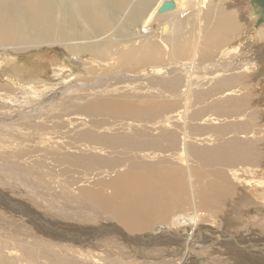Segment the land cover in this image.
Listing matches in <instances>:
<instances>
[{"label": "bare ground", "instance_id": "bare-ground-1", "mask_svg": "<svg viewBox=\"0 0 264 264\" xmlns=\"http://www.w3.org/2000/svg\"><path fill=\"white\" fill-rule=\"evenodd\" d=\"M165 1L166 0H162L161 4L158 5L153 12H150L144 20H142L145 11L151 5L150 0H0V66L1 69H4V70L0 69V111H11L16 106L18 108H23L21 109V112L28 116L26 119L29 120V117H35V119L33 118V121H31L30 123L33 124V122L35 121L40 125V121L42 122V120L38 118V116L41 115L37 109L38 107L42 108V102H44L45 104L48 101L47 98L50 96L49 89L51 88L52 91L58 90L59 88H62L66 83L61 81L56 85H52L51 87L48 86L42 80H36L37 78L36 79L25 78L24 80V78L20 76L18 71L8 70L6 67L3 68V64L5 60L4 55L9 53L10 51L21 52L42 46L57 45L60 48L61 52L66 57L64 59L65 60H67V58L68 60L70 59L74 65L75 63L80 64L81 63L80 60L84 58L85 54H91L90 57L95 56V58L98 59L102 58V60H104L103 59L104 56L102 55L104 54L105 51L107 52V48H105V50H99V47L97 46V42H99L100 40L99 38L102 35V33L104 34L109 33L112 27L115 28V30L118 32L114 33L115 37H111L110 39H113V42L115 40H120V42L115 43V45L119 44L120 46L124 42L120 37V35L121 36L127 35V31H126L127 27L128 26L136 27V28L138 27L139 29L137 28L138 29L137 31H143L141 28L142 26L140 24L141 20L143 22L144 27L151 25L155 11L158 15H166L170 13L173 14V12H180V15L183 14L184 11H182V5L186 0H174V2L176 3V7L173 10L160 12L159 8L164 4L163 2ZM197 3L199 4L195 5V6L198 5L197 6L198 11L196 16L199 17L201 20H205L206 23L209 22L210 20L209 23L210 27H209V31L207 32H203L199 28V31L197 32L198 35L196 40L187 41L186 38H184L185 37L183 36L185 29L184 19L186 17L183 20H181L179 14H175L172 24L168 22H164L163 24L160 25L162 34L166 35L168 38L172 34V36L169 38L172 44L171 56L175 58L187 57L189 52L194 51V53H192L193 61H197L200 59L199 55H201L202 58L204 57L206 58V56H209L214 51L213 49L215 48V44L217 42H218L217 45L218 47L220 48L224 47V49L227 47L226 51L241 50V52L245 53V44L248 42L247 47L249 48L247 49L249 52H247L245 54V57L243 58V59L246 58L245 62L242 60L240 62H235L233 64H228V65H219L218 63L210 62V64L214 63L216 67L218 65L221 67L220 70H218V67L217 69L214 68L216 72L213 71L215 72V74L212 76L213 78L220 76L218 78V80L219 79L220 80L216 83L215 87L211 86L212 88H210L207 91L209 92L212 91V93L213 92L226 93L227 95L235 94L236 90L234 89V87L236 85L243 83L242 81L245 80L243 79L245 76L225 77L227 75L226 72L228 71V69H232V68L235 69L243 68L247 65V63L248 64L252 63L253 66H256L255 76L257 78L262 76L264 82V21L262 22L259 21L258 11L256 7L252 4V2L248 0V6H249L248 18L251 20V22L254 19H258V22L254 21L256 25L254 26L252 25L251 27H249V29H247L244 32V34L243 32L242 34L239 35L235 34L234 35L235 39L233 43H228V44L225 43V41H227L228 38L227 37L228 30L232 29L231 30L232 32L238 30V27H240L241 25L240 24L241 20L238 21V19L234 14L233 15L229 14L226 17H221L222 13L219 15L220 16L219 18H217L216 16L215 20H213L211 11H209V13H203L202 8L204 9L205 6L203 0H198ZM224 5L226 4H222V6ZM187 8L189 7L187 6ZM227 8L229 9V7ZM232 9L234 10L236 9V7L232 6ZM195 21L197 22L196 19ZM254 27L255 29H253ZM151 28L152 27H150L149 29ZM152 31L148 32L147 34L143 33L142 35L147 36L149 33H152ZM248 32L250 33L254 32V33L249 34ZM245 34L247 38L245 37ZM255 34L259 37L261 36L262 39V45L259 48L260 50L259 52L256 51L255 47H253L252 42L248 40L246 41V39L255 40L254 37ZM118 36L119 38H117ZM199 39H200V43H199ZM146 41L148 40L146 39ZM103 44H105V42L102 43V47ZM144 45H145L143 46L144 50L142 51L141 49V52L139 53L140 57L144 56L146 58H149V60L150 58L156 59L157 56L160 57V55L158 54L159 51L157 45L154 48H152L150 42L146 44L144 43ZM96 46L98 47V49H96ZM127 47L129 48V46ZM120 49L122 48L120 47ZM224 49H222L221 51H223ZM138 51L139 50H136L135 48L128 50L126 48L123 51L120 50L119 57L129 62V59L132 60L133 58L134 59L136 58L135 54ZM106 57L110 58V56L109 55L107 56V54ZM116 57H118V55ZM115 59H118L119 61V58H115ZM102 60L100 59V62ZM132 61L133 63L135 62L134 60ZM86 63H88V61ZM90 64L91 63L89 61V64L87 65L90 66ZM243 64H245V66ZM257 64L262 65L263 68L261 66L257 67ZM95 66L97 67L96 64ZM188 66L190 65L189 64L178 65V67L175 65V69L179 68L181 69V71L185 72ZM84 68H87V66H84ZM89 68H87V70L85 69L87 72L84 69L83 70L86 73H88ZM194 69L195 68H193L192 70ZM84 71L81 72L84 73ZM171 71L174 70H170V72ZM92 72L94 71H91V74ZM189 72L190 71L187 70V73ZM75 73L77 72L75 71ZM179 73H177L176 75L177 77L175 78V82L173 84L167 82H162V83H165V85L169 88H175L176 83L177 85H181L182 74L180 75ZM91 74L89 75L91 76ZM16 75L18 76V78L22 80L23 83L17 87H13L12 85H10V82L14 80V77H16ZM188 75H186L188 77L186 88L189 90V88L193 83L194 72H190ZM85 76H87V74ZM81 78L83 80L85 79L84 77ZM95 80L93 79L92 82L95 83L94 82ZM108 80H110V78H108ZM96 82L97 84L100 83L99 81ZM76 87L78 86L70 85L69 88L67 87L69 89V90L67 89L68 93L66 91L65 94L68 96L69 92ZM95 87L96 86H94V88ZM99 88L97 90H99ZM259 89L261 90L262 96L260 98H262V103L264 107V84H262V82H260ZM182 90L184 89L182 88ZM212 93L209 96H207L206 94H199V95H201L200 96L201 99H207L211 97ZM127 94L128 93H126V96ZM51 95L53 98L51 99L50 102H54L55 100L54 97L56 96H54L53 92H51ZM114 96L115 94L113 95V97ZM78 97L82 98V96L80 97V94ZM105 97L109 98L107 96ZM115 97H118V95H116ZM123 97H125V95ZM95 98L96 96L94 97V99ZM106 98L105 99L101 98L102 100H98L90 104L88 101H85L86 103H84L83 100L81 101H83V103L86 105L87 103L89 104L87 106V109L93 110L95 113L96 110L102 111L101 113L108 112L110 113L112 118H114L113 115L116 118L120 117V115L121 117H123L122 114L126 115L125 118L123 117L124 119L128 118L127 115L129 117L133 116L134 118V116L135 117L137 116V118H139L140 116L138 117V115L141 114V117H144L143 114H146L143 112L147 108L145 109L139 108L140 110H138L136 108L137 105L132 100L131 101L124 100V98L122 99L121 97L117 99H112V98L106 99ZM128 98H130V96L126 97V99ZM248 98L249 95H246L245 97L242 98L244 100V103H246ZM230 101H231V105H233L232 103L235 102V100H230ZM57 102L60 101H58L57 99ZM163 104L160 105L158 104L155 107H150L148 111L150 110L151 112L153 110L158 111L159 108L164 107ZM70 105L69 108L71 109L73 105L72 106ZM45 106L46 105H44V107ZM73 107L75 109V106ZM68 111L70 112V110ZM218 111H220V109ZM58 112L62 113L59 110ZM51 113L53 112L51 111ZM42 114H44V112ZM99 114L100 112H98L97 115ZM49 115L50 117H52L51 114ZM82 115L84 114H81V116ZM48 117L49 116H47L46 119ZM61 117H63L62 114ZM102 118L103 116L101 117V119ZM37 119H39L40 121L38 122ZM103 119L106 118L104 117ZM147 119L148 118H146V120ZM52 120H53L52 118L51 120H48L47 124H49L50 123L49 121ZM2 121L3 122L1 124H5L7 127L15 126L13 125V123L16 124V122H13L12 119L2 120ZM57 121H61V120H57ZM109 121L111 122V120ZM27 122L29 121L26 120V123ZM37 123L34 124L37 125ZM51 124L57 126L58 123L54 124L51 122ZM65 124L67 123H64V126ZM113 124L111 125V127L116 125ZM119 125L120 124H118V126ZM41 126H45V125H43L42 123ZM30 127H32V125ZM91 127L92 129H94L93 128L94 126ZM71 128L73 129V127ZM83 128L84 127H82V129ZM111 130H113V128ZM37 131L38 132L35 131L34 132L40 133L38 129ZM46 131L47 130H45L44 133H46ZM49 132L47 133L49 134ZM55 132L52 133L56 134ZM132 134L131 136L129 134L128 136L123 135V136H114V137L110 136L105 138H98V137L90 138L91 141H93V143L100 144V146L103 147L102 148L103 151L109 148L110 150H108V152H110V154L109 153L107 154V152H105L103 155L101 153H98V151H95L98 149V147L93 145V148L96 149L94 150L91 148L92 150L88 151L86 154H77V155L70 154L65 158L61 156L63 158L61 160H60L61 157L58 159L60 160L61 163L66 160L69 161L71 160L75 165L83 166L86 169L89 168L88 170L90 171L97 170L96 173H94V175H98L99 173H106L110 169L116 171L117 174L114 178H110L106 180H98L97 182H95V184L82 188L81 194L78 196L70 197V195H66L63 193L61 197L64 200L65 199H68L69 201L73 200L76 203V205L78 203L77 206L78 208L80 206L81 209L72 208L71 210L69 209L70 210L69 212H66L67 210L66 207H62V209L55 208L54 210L56 211L54 212L55 215L53 214L52 216L49 213L48 216H50L51 218L53 217L56 218L57 220L54 219L55 222L57 221L61 224L58 223L57 225L56 223H52L54 227L52 228L53 230L50 228H41L40 225L36 226L41 223L39 222L41 218L42 220L45 218L44 219L45 222L46 220L47 221H51V220L47 219V217L43 216L42 214H39L38 210L34 209L32 206H29V209L27 210L26 208H24L27 211V214H25V216L27 215L28 217H25L20 213L18 214V216H16V214H14L13 216V212H11L12 213L11 215L10 213L6 214L2 212L1 214L4 217L0 218V234L4 236L7 235L6 237L15 240H20V239L24 240L26 243H22L20 241L16 242V244L21 246L22 248V252L19 255V257L13 254H9L8 252H6L5 248L2 245H0V264H17V261L19 259H25L29 264H32V262L34 264H38V263L39 264H81L77 261H74L73 259L72 260L69 259L67 256L64 255L59 257L55 251L51 249H47L45 246L47 247L50 246V243L52 244L63 243L66 244L67 246H72V244L82 246L81 244L75 243V240L88 241L89 238H91L90 244H92L94 247H97L99 249L102 248L103 250L106 251L107 255H112L111 248L116 247L119 250L120 257H122L123 259H128L125 261L128 262L127 264H133L135 263L134 262L135 260H138L140 264H166V262L163 261L165 258L173 259L177 264H180V262L178 263L177 261L179 260L180 257H182V253H183L182 251L186 249V246L183 245V243L186 242L188 236L195 238L202 236L208 241H216L217 243L220 242L219 239L220 237L223 236L222 235L223 233L222 234L219 233L220 230H218V227L214 228L215 225L220 223L219 219L217 220L216 218V215H219L217 212H220L223 215H227V213L229 212L228 218H230V222L234 220L238 222L239 225L243 228H247L249 227L250 224H252V226L254 225L256 228H259V232L262 233V235H264V212H263L264 185L257 186L255 184H249L245 188L244 184L241 183L239 179L237 178L233 179L231 176L227 175L226 166L229 167L231 163H234V161H240V162L247 161L248 157L246 156L245 152H240L236 146L230 144L229 146H225L224 148H222V150L218 152L219 155L217 154V147H216L213 150V153L207 156L202 154V152H205V148L199 149L197 147H194V149L192 148L191 150L190 149L188 150L187 148L189 145H188V140L186 139L187 137L184 139L183 138L180 139L178 134H170V132L169 134L167 133L160 134V136L158 137L156 136L157 138H154L155 140L151 138L149 139L136 138L134 137L135 135L133 136ZM31 135L33 137V133ZM61 135L62 136L60 137L63 138V134ZM45 140L47 141L48 139ZM48 141L50 142V140ZM165 142H167L170 147L172 146L173 150L176 153L178 152L179 159L182 158L183 156H186V154L189 155V151H190L192 156L195 155L193 159H198V161H200L201 170L199 169V167L196 168V166L193 171H191V167L190 170L189 168L188 170H186L185 165L186 166L190 165L189 159H187L186 157H185L186 158L185 163L184 162L175 163L173 161L175 159L170 160L169 155L162 154V156L159 157L157 161H153L152 155H154L157 151L168 150L167 147L168 145L164 146ZM78 144H79L78 146H80V144L82 143H78ZM55 145L56 147H58L59 143L55 144L54 141L52 142V144L45 146L42 145L39 146L38 148L40 150L48 149L49 150L48 152H50V150ZM83 145L84 144H82L81 146ZM82 152L84 153V151ZM148 152L150 153V155L147 154ZM170 152H172V148ZM58 156L59 155H57V157ZM9 165L10 167H12L14 171L18 167L11 164ZM215 166L216 168H213L212 170H210V172L202 170V168L205 169L208 168L207 170L209 171L210 168ZM232 172H235V169H232ZM208 175L211 177L210 179L206 178L208 177ZM195 181L199 182L201 185L199 190L195 187L194 184ZM237 182H239L240 184H238ZM34 187L35 185L33 186V188ZM244 188H245L244 191L245 195L242 198V200H239L241 198L240 195L243 192ZM33 190L35 191L36 189ZM0 197L3 198L5 196H1L0 193ZM3 199H0V201L2 200L1 202L3 203L5 202V204L7 205L6 202L8 200L6 199L3 200ZM221 205H225V208H223ZM184 206H186L187 209L185 208V210L183 211L182 208ZM249 206L255 207L258 210V213L250 214V216L246 218L242 217L241 210ZM69 207H71L70 204ZM8 209L10 211V208H7V211ZM3 210L5 209L3 208ZM0 211H2V209H0ZM206 211H210L212 213L210 214V216L213 218L211 219L212 221L210 222L209 225L208 223L206 225L205 224L202 225L199 222L204 220V215H208L207 213H205ZM85 212L87 218L90 217L92 219L101 220L102 221V223H100L101 225L96 228L95 227L91 228L90 226L89 227L85 226L86 227L85 228V227H75L72 222H68L73 220L72 218L84 217L83 215H85ZM44 213L46 214V212ZM180 214L182 215L179 216ZM190 214H192L191 215L192 218L188 219ZM104 221L105 222L109 221V222L105 223ZM110 221L111 222L115 221L116 224L111 223ZM1 225H3L4 229L2 228ZM130 232H135L136 234L140 233L138 235L141 236L137 237L138 235L137 236L134 234L132 235ZM36 240H43L50 243L43 244L39 242H33ZM38 244H40V246ZM115 244L117 246H115ZM187 256L188 255H185V257ZM201 259H203L202 260L204 262L203 264L207 263V258L202 257ZM202 261H197V264H202L201 263ZM214 264H218V262L215 261Z\"/></svg>", "mask_w": 264, "mask_h": 264}, {"label": "rangeland", "instance_id": "rangeland-1", "mask_svg": "<svg viewBox=\"0 0 264 264\" xmlns=\"http://www.w3.org/2000/svg\"><path fill=\"white\" fill-rule=\"evenodd\" d=\"M161 1L162 0H150L151 5L145 11L142 20H144L150 12L154 11L155 8L161 4ZM195 1L196 0H192V1L186 0L182 5V11L184 12L181 15L180 12H173V14L170 13L166 15H158L155 11L151 25L144 27L143 22L141 20L140 24L142 26L141 28L143 31H137L139 29L138 27L137 29L136 27L128 26L126 29L127 35L126 36L120 35V37L124 41L123 44H121L122 46L121 45L119 46V44L115 45V43L120 42V40H115L113 42V39H110L111 37H115L114 33L118 32L115 30V28L112 27L109 33L106 34L102 33L101 35L102 37L100 36L99 39L100 40L103 39V40L102 41L99 40V42H97V46L99 47V50H105V48H107V52L105 51L104 54L102 55L104 56L103 57L104 60H102V58L99 59L95 58V56L93 55H92L93 57H90L91 54H85L84 58H82L83 61L80 60L81 61L80 64L75 63L74 65L70 59L69 60L68 58L67 60L64 59L66 57L64 56V54L61 52L60 48L57 45L42 46L21 52L10 51L6 55H4L5 60H4L3 68L6 67L8 70L18 71V73L20 74L21 77L24 78V80L25 78H31V79L37 78L36 80H42L48 86L51 87L52 85H56L61 81L66 83L62 88H59L58 90L52 91L51 88L49 89L50 96L47 98L48 101L45 104L44 102H42V108L38 107L37 109L41 115L38 116V118L42 120L41 122L39 119H37L38 122L40 121V125L35 121L33 122V124H31L30 122L33 121V118L35 119V117H29V120L26 119L28 116L21 112V109L23 108H18L16 106L11 111H0V124L3 122L2 120H8V119H12L13 122H16V124L13 123V125L15 126L7 127L5 124L0 125V193L1 196H5L3 198L8 200L6 202L8 206L5 204V202L4 203L1 202L2 200L0 201V206H1L0 209H2V211H0V218L4 217L1 214L2 212L6 214L10 213V215L12 214L11 212H13V216L14 214L18 216V214L20 213L21 215L25 216V214H27L26 210L29 209V206H32L34 209L38 210L39 214H42L43 216L47 217V219L51 220V221L46 220L45 222L44 220L45 218L43 220L41 218L40 221L38 220L41 223L36 226L40 225L41 228L52 229L54 228L52 223H56L58 225L59 222L57 221L55 222V220L57 219L48 216L49 213L52 216L53 214L55 215L54 213L56 212L54 211L55 208L62 209V207H66L67 209L66 212H69L72 208L73 209L78 208L77 206L78 203L76 205V203L73 200L71 201H69L68 199L64 200L61 197L63 193L66 195H70V197L78 196L81 194L82 188L88 187L89 185H93L98 180H106V179L114 178L117 174L116 171L110 169L106 173H99L98 175H94V173H96L97 170L90 171L88 170L89 168L86 169L83 166L75 165L71 160L70 161L66 160L62 163L60 162L61 159L65 158L70 154L72 155L86 154L88 151H91L92 149L95 150L96 148H93V145L98 147V149L95 150L98 151V153H101L103 155L105 152H107V154L108 153L110 154V152H108V150H110L109 148L105 149L106 151L105 150L103 151L102 149L103 147L100 146V144L93 143V141H91L90 139L97 137L105 138L110 136L112 137L123 136V135L128 136L129 134L131 136V134L134 133L132 135L133 136L135 135L134 137L136 138H148V139L151 138L155 140L154 138H157L158 136H160V134H165V133L169 134L170 132V134H178L180 139L181 138L184 139L187 137L186 139L188 140V145H189L187 148L188 150L189 149L191 150L192 148L194 149V147H197L199 149L205 148V152H202V154L207 156L212 154L213 150L216 147H217V154L219 155L218 152L222 150V148L232 144L236 146L240 152H245L248 158L246 162L234 161V163H231L232 165L230 164L229 167L226 166L227 175L231 176L233 179L235 178L239 179L240 182L244 184L245 188L249 184H255L257 186L264 185V107L262 103V98H260L262 96L261 90L259 89L260 82H262V84H264V82L262 76L259 78L255 76L256 66H253L252 63L249 64L247 63V65L245 66L246 64L245 63L243 64L245 66L243 68L228 69V71L226 72L227 75L225 77L245 76L243 78L245 80L242 81L243 83L236 85L234 87V89L236 90L235 94L227 95L226 93H217V92L212 93V91L210 92L207 91L210 88L215 87L216 83L220 80V79L218 80L220 76H217L216 78L212 77L216 72L214 68L217 69L218 67V70H220L221 67L219 65L233 64L235 62H240L242 60L244 62L246 61L245 60L246 58L245 59L243 58L245 57V54L249 52L247 49L249 48L247 47L248 42L245 44V53L241 52V50L226 51L227 47L225 49L224 47L220 48L217 46L218 45L217 42L215 44V48L213 49L214 51L209 56H206V58L205 57L202 58V56L199 55L200 59L197 61H193L192 53H194V51L189 52L187 57L175 58L171 56L172 44L169 38L172 36V34L168 38L166 35L162 34L161 32L160 25L163 24L164 22H168L172 24L175 14H179L181 20H183L186 17L184 19L185 29L183 36H185L184 38H186L187 41L197 39V35H198L197 32L199 31V28L203 32L209 31L210 20L209 22L206 23L205 20H201L199 17L196 16L198 11L197 9L198 5L197 6L195 5L199 3H197L198 0L196 2ZM203 2L205 4L204 9L202 8L203 13H209V11H211L213 20H215L216 16L217 18H219L220 17L219 15L221 13H222L221 17H226L229 14L231 15L234 14L238 19V21L241 20L240 23L241 28L238 27V30H236L235 32H232L231 31L232 29L228 30V34H227L228 38L227 41H225L226 44L233 43L235 39L234 37L235 34L239 35L242 34V32L244 34V32L247 29H249V27H251L252 25L253 26L256 25L255 24L256 21L258 22V19H254L251 22V20L248 18L249 15L248 0H203ZM222 4H226V5L222 6ZM190 5L193 7H191ZM187 6L189 8H187ZM232 6H235L236 9L233 10ZM227 7H229V9ZM195 19L197 20V22L195 21ZM150 27L152 28L149 29ZM144 28L146 31L144 30ZM253 29H255V27ZM151 31L152 33H149L147 36L142 35L143 33L147 34L148 32ZM248 33L253 34L254 32L252 33L248 32ZM254 37L255 40L246 39V41L248 40L252 42L253 47H255L256 51L259 52L260 51L259 48L262 45V39L261 36L259 37L256 34L254 35ZM117 38H119V36ZM145 38L148 41H146ZM104 42L105 44H103L102 47V43ZM148 42L151 43L152 48L156 47L157 45L159 51L158 54L160 55V57L157 56L156 59L150 58V60L149 58H146L144 56L140 57L139 53L141 52V49L142 51L144 50L143 47L145 46L144 43L146 44ZM199 43H200V39H199ZM130 45L133 46L136 50H139L135 54L136 60L134 58L132 59L135 61L134 63L130 59L129 62H127L119 57L120 50L123 51L126 48L127 50L134 49ZM97 46L96 49H98ZM127 46H129V48ZM120 47L122 49H120ZM222 49L224 50L221 51ZM106 54L107 56L109 55L110 58L106 57ZM116 54L118 55V57H116L117 56ZM114 55L115 58H119V61L118 59L114 58ZM100 59L102 60L101 62ZM87 61L88 63H86ZM89 61L91 63L90 66L87 65L89 64ZM210 62L218 63L219 65L216 67L214 63L210 64ZM95 64L97 65V67L95 66ZM188 64L191 67L188 66V68L187 67L185 68H187V70H189L190 72H194L193 83L189 88V90L186 88V84L188 81V77L186 75H188L190 72L187 73V70L185 72L181 71V69L179 68L175 69V65L178 67V65H188ZM84 66H87V68L91 67L93 70L89 68L88 73H86L87 68H84ZM258 66H261L263 68L262 65L257 64V67ZM193 68H195L194 69L195 71L192 70ZM83 69L84 70L86 69L85 70L86 72ZM170 70H174V71L170 72ZM75 71L77 73H75ZM81 71H84V73ZM91 71H94L95 73L92 72L93 74L92 75ZM85 73L87 74V76H85L86 75ZM177 73H179L180 75L182 74L181 85H177L176 83L175 88H169L165 85V83H162V82H167L173 84L175 82V78L177 77L176 76ZM75 74L76 75L79 74V75L76 76ZM89 74H91V76ZM81 77H84L85 79L83 80ZM108 78H110V80H108ZM93 79L94 80L97 79L94 81L95 83L92 82ZM78 80L83 83H80ZM96 81H99L100 83L97 84ZM22 83H23L22 80L18 78V76L16 75V77H14V80L10 82V85H12L13 87H17ZM70 85H75L78 87L70 91L69 95L67 96L65 93ZM94 86L96 87L94 88ZM98 88L99 90H97ZM182 88L184 90H182ZM51 92H53L54 96H56L54 97L55 98L54 102H50L51 99L53 98ZM72 92L74 95L72 94ZM126 93H128L127 96ZM211 93H212L211 97L207 99H201L200 98L201 95H199V94H206L207 96H209ZM79 94L80 97L82 96V98L78 97ZM114 94L115 96L118 95V97L115 96L113 97ZM97 95H100L101 97ZM122 95L123 96L125 95V97H123ZM246 95H249V98L247 99L246 103H244V100L242 98L245 97ZM93 96L94 97L96 96V98L94 99ZM105 96L109 98H106ZM129 96L130 98L126 99V97ZM119 97L121 98L123 97L124 100L134 101V103L137 105L136 108L138 110H140L141 108L142 109L147 108L143 112L146 113L143 114L145 118L141 117V114L138 115V117L140 116L141 118L140 117L137 118V116L136 117L134 116V118L133 116H130L131 117L130 118L127 115L128 118L124 119L126 116L124 114H122L124 118L121 117V115L120 117L117 118L113 115L114 118H112L110 113L108 112L101 113L102 111L96 110L95 113L93 110L87 109V106L90 103H94L95 101L102 100L105 98L117 99ZM57 99L60 102H57ZM81 100H83L84 103H86L85 101H88L89 104L87 103L86 105ZM230 100H235V102L232 103L233 105H231ZM158 104L159 105L163 104L164 107L159 108L158 111L156 110H153L152 112L151 110L148 111L150 107H155ZM44 105L46 106L44 107ZM69 105L75 106V109L73 106L70 109ZM67 109L70 110V112ZM219 109L220 111H218ZM58 110L61 111L62 113L58 112ZM62 110H64L65 113ZM51 111L53 113H51ZM43 112L44 114H42ZM98 112H100V114L102 115L100 114L97 115ZM49 114H51L52 117H50ZM61 114L64 118L61 117ZM81 114H84L82 115L83 117L81 116ZM47 116H49L47 118L48 120H51L52 118L54 121L55 120L56 121L61 120V121L54 122L52 120L49 121L50 122L49 124H47L48 123V120L46 119ZM58 116L60 119L58 118ZM102 116L103 118L105 117L106 119H108L109 116L110 117L108 120H106L103 118L101 119ZM81 117L84 119H82ZM146 118L148 119L146 120ZM26 120L29 122L26 123ZM99 120H101L102 122ZM109 120H111V122ZM51 122L54 124L56 123L58 124L56 126L51 124ZM34 123H37V125ZM42 123L45 126H41ZM64 123L67 124H65L64 126ZM113 123L116 125H114ZM112 124L114 126L111 127ZM118 124L120 125L122 124V125L118 126ZM31 125L32 127H30ZM70 125L71 127H73V129L70 127ZM91 126H94L93 127L94 129H92ZM82 127H84L85 130L84 128L82 129ZM112 128L113 130H111ZM37 129L39 130L40 133H35L38 132ZM45 130H47L46 133H44ZM47 132H49V134ZM52 132H55L56 134ZM32 133H33V137L31 135ZM61 134H63V138L60 137L62 136ZM44 138L50 140V142L54 138L52 142L55 141V144L59 143L58 147H56L55 145L53 147L54 149L52 148L50 152H48L49 151L48 149L40 150L38 148L39 146L52 144V142L50 143L48 140L46 141ZM60 142H62L63 144L65 143L64 146ZM78 143H82L85 146L84 145L81 146L82 144L78 146L79 145ZM165 143L164 146L168 145V143L167 144ZM167 147L168 150L166 151L159 150L154 155L151 154L153 156L152 160L157 161L159 157H161L162 154H164V155H169L170 160L175 159L173 160L175 163L177 162L185 163L186 158L189 159V163L191 166L185 165L186 170H188V168L190 170L191 167V171H193L195 166L196 168L198 167L199 169L201 168L200 161H198V159H193L195 155L192 156L190 151H189V155L186 154V156H183L182 158L179 159L178 152L176 153L173 150L172 146L170 147L168 145ZM171 148H172V152L174 153L170 152ZM99 149H101L102 151ZM63 150L66 151L64 152ZM61 151L64 153H62ZM82 151H84V153ZM147 154L150 155L149 152ZM57 155L59 156L57 157ZM59 158L60 160H58ZM9 164L18 167L14 171ZM213 168H216V166L210 168L209 171L207 170L208 168L207 169L202 168V170L210 172V170H212ZM232 169H235V172H232ZM206 178L210 179L211 177L208 175V177ZM237 183L240 184L239 182ZM194 184L195 187L199 190L201 186L200 183L195 181ZM34 185L35 187L33 188ZM245 188L243 189V192L240 195L241 198L239 200H242V198L244 197ZM33 189L36 190L34 191ZM3 198L0 197V199ZM69 204L71 207H69ZM186 206L182 208L183 211L185 210ZM221 206L225 208V205H221ZM3 208L5 210H3ZM7 208H10V211L8 209L9 212L7 211ZM24 208H26V210ZM78 209H81L80 206ZM44 212H46V214ZM205 213H207L208 215H204V220L200 221L199 223H201L202 225L203 224L206 225L208 223L209 225L210 222L212 221L211 219L213 218L210 216V214L212 213L210 211H206ZM217 213L219 215H216V218L217 220L219 219L220 223L215 225L214 228L218 227V230H220L219 233L221 234L223 233L222 234L223 236L220 237L219 239L220 242L217 243L216 241H208L202 236L196 238L188 236L186 242L185 243L182 242L183 245L186 246V249L182 251L183 252L182 257H180L177 262L178 263L180 262V264H197V261H202L203 259L201 258L203 257V258H207L206 264H214L215 261H217L218 264H264V235H262V233L259 232V228H256L254 225L252 226V224H250L249 227L247 228H243L239 225L238 222L234 220L230 222V218H228L229 212L227 213V215H223L220 212ZM256 213H258V210L252 206L243 208L241 210V215L242 217L245 218L249 217L250 214H256ZM181 215L182 214H180L179 216ZM191 215L192 214L189 215L188 219L192 218ZM83 216L84 217H80V218L79 217L72 218L73 220L68 222H72L75 227L90 226L91 228L99 227L101 225L100 223H102V221L99 219H92L90 217L87 218L86 212L85 215ZM25 217L28 216L26 215ZM107 222L109 221H106L105 223ZM111 223L116 224L115 221H112ZM1 226L3 228V225ZM130 233L136 236L140 234L138 232H137L138 234H136L135 232H130ZM6 236L0 234V245H2L5 248L6 252H8L9 254H13L19 257V255L22 252V248L21 246L17 245L16 242L18 241L22 243H26V242L21 239L15 240ZM140 236L141 235H138L137 237ZM90 241L91 238H89L88 241L75 240V243L81 244L82 246L74 245V244H72V246H67L66 244L63 243L52 244L50 242L43 240H36L33 242H39L43 244L50 243V246L48 247L45 246L47 249H51L55 251L59 257L64 255L67 256L69 259L71 260L73 259L74 261H77L81 264H127L128 263L125 262L128 259H123L122 257H120L119 250L116 247L111 248L112 255H107L105 250H103L102 248L99 249L97 247H94L92 244H90ZM38 245L40 246V244ZM115 246L117 245L115 244ZM83 247L86 249H84ZM117 254L119 257L117 256ZM185 255L188 256L185 257ZM211 259L214 261H212ZM163 261L166 262V264H177L173 259H169V258H165ZM134 262L135 263L133 264H136V262L137 264H140L138 260H135ZM201 263L203 264L204 262L202 261ZM17 264H29V263L25 259H19L17 261ZM32 264L34 263L32 262Z\"/></svg>", "mask_w": 264, "mask_h": 264}, {"label": "water", "instance_id": "water-1", "mask_svg": "<svg viewBox=\"0 0 264 264\" xmlns=\"http://www.w3.org/2000/svg\"><path fill=\"white\" fill-rule=\"evenodd\" d=\"M256 7L259 15V21H264V0H250ZM164 4L159 8L160 12L173 10L176 7L174 0H166Z\"/></svg>", "mask_w": 264, "mask_h": 264}]
</instances>
